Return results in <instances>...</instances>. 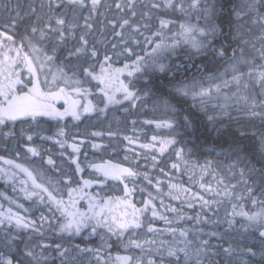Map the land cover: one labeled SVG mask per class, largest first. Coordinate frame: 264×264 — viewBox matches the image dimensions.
Listing matches in <instances>:
<instances>
[{"label": "snow or ice", "instance_id": "6c2138e0", "mask_svg": "<svg viewBox=\"0 0 264 264\" xmlns=\"http://www.w3.org/2000/svg\"><path fill=\"white\" fill-rule=\"evenodd\" d=\"M139 3V12L138 0L115 3L116 9L121 12L127 10L128 14L108 20L107 24L100 21L99 36L94 18L97 14L104 15L99 11L104 6L102 0H47L39 5H29L28 11L23 14L17 6L15 15L0 27V136H13L12 126L18 121L38 123L40 117L53 120L71 117L73 121H80L86 115L104 114L109 106L121 105L124 101H129L134 107L136 101L141 99L139 90L131 79L126 81L121 77L139 80L149 72L167 76L169 72H179L182 67L187 71L188 65L183 61L172 60V57L179 58L180 52L199 73H208L210 63H219L224 71L213 73L207 80H198L193 76L191 83L185 82L187 78L185 81L170 82L166 96L162 95L158 101L169 115L159 121H145L147 124L155 123L157 129H166L167 132L153 135V143L139 146L158 151L161 155L171 149L177 160L187 165L186 153L190 154L191 150L186 145L180 146L184 143L183 133L194 128V121L200 117L191 111L185 112L179 106L192 100L191 107L197 113H203L216 138L227 145V153L233 159L228 165V172L232 176L238 172V183L245 185L241 192H237L238 184L232 183L212 160L191 165L193 171L199 167L201 181L205 176H211L216 182V188L211 183H201V189L214 196L222 195L232 204V211L226 213L223 221H213L217 226L223 225V231L204 233L201 230V235H193L191 229L171 226L173 220L158 211L151 193L142 201V207H137L132 197L136 191L135 178L141 174L131 167L108 161L93 163L88 166L103 179H82L80 185L72 187V178L65 174L55 182L49 179V187L38 182L33 171L23 164L4 160L5 164L24 173L32 187L39 190L22 189L25 198L37 197L39 204L45 205L50 215L41 211L37 218H30L13 212L11 208L6 212L0 211V231L3 233L0 242L8 250L0 251V264H49L50 260L54 264L57 257L59 264H85V254H90L95 264H264V130L249 131L243 121H237L241 123V128L236 129L235 135L230 131L234 108L247 117L253 129L256 118H259L260 127L264 129V32L258 37L261 46L257 49L247 33L241 31V26L248 23L259 24L264 29V0L232 3L227 13V32L224 23L218 22L225 6L212 0H188L187 3L185 0H163V3L139 0ZM5 7L7 9L8 6ZM161 8L185 15L189 10H194L197 22L180 23L179 30L174 31L172 38L168 39L164 30L172 31L169 28L172 21L157 17L159 27L155 29L151 23L152 10ZM85 11L87 15H83ZM234 24L235 32L232 31ZM109 26L111 35L118 42L108 41L105 30ZM145 32L150 34L145 35ZM139 37H143L144 44L152 45L150 52L144 49V56L138 55L133 48V45L141 44ZM70 40L74 43L68 47ZM109 43L111 55L107 51ZM98 45L105 47L102 61L99 60L101 50ZM61 48L66 50V55L57 63V52ZM113 56L132 59L123 67H113ZM166 60L171 63H166ZM172 64H175V69ZM91 81H96L102 94V107L88 99L91 90L85 85ZM213 99L224 101L218 105V112L208 109V103ZM58 104L61 107H57ZM104 134L98 131L91 133L92 136ZM56 135L65 137L64 127H60ZM107 135L114 136L116 133L108 132ZM249 138L253 140V145L251 148L243 147V140ZM26 139L32 141L33 136L27 135ZM124 139L130 144L134 143L132 137L125 136ZM56 143L61 148L66 145L71 148L75 154L70 157L71 163L75 165L77 174L82 173L84 169L79 163L78 154L84 141L68 144L67 140L57 139ZM92 147L100 148L102 145L92 144ZM27 152L33 157L40 155L37 148L32 146L27 147ZM152 160H157L156 155L152 156ZM46 163L55 165L51 157ZM171 166L175 169L179 165L173 163ZM0 172L8 176L4 169L0 168ZM253 174L259 177L258 189L249 185ZM143 179L152 183L147 173L143 174ZM108 180L122 184L123 195H88L87 207L83 208L80 201L87 195L85 190L93 184L103 185ZM61 182L67 186V199L57 187ZM255 183L252 180V184ZM257 191L259 196L256 195ZM172 198L178 199L175 196ZM194 198L199 202L201 213L205 209L211 211L213 204L221 203L215 199H205L201 194H194ZM244 201L251 202L252 211L244 209ZM160 203L163 206V200ZM187 206L194 208L196 204L189 202ZM17 207L22 205L18 204ZM166 211L176 213L178 221L194 220L197 224L209 222L206 216L202 218L201 213L185 217L180 210L171 206ZM149 213L152 219L163 220L169 227L157 229L150 221L146 223ZM237 217L241 219L237 220ZM49 229L59 234L61 239L68 237V243H55L53 246L43 242ZM241 230L257 240L258 245L232 242V233L239 234ZM164 233L169 234L170 239L157 240V235L163 237ZM146 234H152V237L148 238ZM94 236L101 241L99 247L71 245L73 237L87 239ZM212 239L224 242L213 244ZM114 244L123 245L125 251L137 249L139 255L117 254L113 258L111 252H105V249H111ZM53 247L55 255L50 252ZM89 264L92 262L89 261Z\"/></svg>", "mask_w": 264, "mask_h": 264}, {"label": "flooded vegetation", "instance_id": "af4514ba", "mask_svg": "<svg viewBox=\"0 0 264 264\" xmlns=\"http://www.w3.org/2000/svg\"><path fill=\"white\" fill-rule=\"evenodd\" d=\"M21 1H24L25 3L26 1L29 2L28 0H12V2L16 4L13 8L16 11L17 6H19V11H21V13H25V11H28L29 5H18L17 3ZM38 1L39 3L47 2V0ZM111 2L112 0H102L103 4H109ZM108 7L103 6L99 10L103 8L107 10ZM85 15H87V12ZM109 20H111L110 17ZM94 23L96 25V29L101 28L102 25L100 21H94ZM104 24H107V21ZM107 31L108 33H106ZM109 32V28L105 30L108 41L113 42L111 35L109 37ZM97 35L99 36V33ZM72 43L74 42L70 40L68 42V46L72 45ZM143 45L147 46L144 43ZM108 47L109 48H107V50H110L108 53L111 55L112 49L110 43L108 44ZM100 50L101 56L99 57V60L102 61L105 48H101ZM136 53L144 56L139 52ZM65 55L66 53L60 52L59 59L62 60ZM131 59L132 58L126 59L124 56H113V67H123L125 63H130ZM96 71H99L98 66ZM150 77V74L139 80L135 77H121V79H125L126 81L131 79L135 88L139 90L138 94L141 99L136 101L134 107L131 106L129 101H124L121 105L109 106L107 112L104 114L93 113L91 115H86L83 116L80 121H73L71 117H65L64 120H53L48 117H40L38 118V123L30 120L23 122L18 121L15 126H12V131L14 133L13 136L8 138L0 136V157H3V159H0V168L4 169L8 173V176H5L4 173L0 172V211L6 212L9 208H11L13 212H18L20 215L30 218H37L41 211H43L46 215H50L47 211V207L39 204L37 197L33 196L31 199L25 198V191L22 189L36 192L39 190L32 187L31 181L28 180V177L24 173L20 172L19 169H16L11 165L5 164L4 160H12L15 163L23 164L25 167H28L33 171L38 182L44 183L45 186L49 187H51L48 185L49 179L55 182L65 174L72 178V187L80 185L82 183V179H103L100 177L99 173L95 172L88 165L93 163L101 164L108 161L112 164H119L123 167H131L141 174L139 177L135 178L136 191L133 193L132 197L133 202L137 205V207H142V201L147 199L148 194L151 193L153 197H155L153 202L157 205L158 211L173 220V224L171 226L191 229L193 235H201V230H203L204 233L214 230L223 231L224 226H217L213 223V221H223L226 215L225 212L232 211V204L229 202L228 198H225L222 195L214 196L212 193L201 189V183H211L212 187L216 188V182L212 180L211 176H205L204 180L201 181V172L199 167H197L194 171L191 168L192 163L203 164L206 160H212L215 165H219V170L224 173V171L228 168H226L227 166H224L223 154L216 151L208 153L202 145L199 146L197 141L194 139L193 128L187 133H183L184 143L180 145H186V148L191 150L190 154L186 153L185 158L188 161L187 165L184 161H178L175 153L171 149L161 155L158 151L141 148L139 146L144 143L151 144L153 143L151 140L153 135H160L167 132L166 129H157L155 123H145V121H159L169 115V113L165 111L163 105L158 103L161 98L160 92L155 89V86L151 87L149 85ZM146 84L149 86L145 87ZM85 86L91 90V94L88 96V99L102 107L103 104L100 102L103 97L99 92L96 81H91ZM57 107H61V105L58 104ZM133 121H135V123H133ZM205 121L208 122V120ZM206 122L204 123L206 124ZM60 127H64L66 132L65 137H57L56 134ZM96 131L105 134L102 136H92L91 133ZM108 132L116 133V135L109 136L107 135ZM27 135L33 136L32 141H28L26 139ZM125 136L132 137L134 143L130 144L126 139H124ZM47 137H51V139H47ZM57 139L67 140L68 144L73 142L80 144L81 140L84 141V143L80 144L81 150L78 154L79 163L84 169L82 173L77 174L75 172V165L71 163L70 157L75 155L72 153L71 148L67 145L65 148H61L60 145L56 143ZM92 144H99L102 145V147L93 148ZM28 146L36 147L40 155L33 157L27 152ZM211 147L212 150H215L214 148H217L218 146L211 144ZM153 155H156V161L152 160ZM208 155H210V158H213L210 159L207 157ZM49 157L55 161V165H48L46 163ZM173 163H178V168H172L171 165ZM161 168L163 171H161ZM144 173H147L149 178L152 180L151 184L143 179ZM227 178L231 180L232 183L238 184L236 191L240 192L241 184L238 183L240 180L239 177L237 178V175L233 177L228 175ZM21 181H26L27 183L22 184ZM157 181H159V184H157ZM171 185H175L176 187L173 188ZM129 186L132 187V184L130 183ZM57 187L61 190L64 198L67 199V186L61 182L57 185ZM157 187H159V191H157ZM122 189L123 185L118 181L108 180L103 185L93 184L90 188L85 190L87 195H85V198L80 201V205L83 208L87 207L88 195L99 194L100 197L117 195L122 196ZM141 189H143V191H141ZM194 194H201L205 197V199H215L217 201H221V203L213 204L211 206V211L205 209L204 212L201 213L199 202L194 198ZM173 196L178 197V199H173ZM161 200H163V206H161ZM189 202L196 204V207L189 208L187 206ZM232 203H236V201H232ZM18 204L22 205V207L18 208ZM168 206L177 208L184 214L185 217L195 216L197 213H201L202 218L206 216L209 222H201L197 224L194 220L184 219L178 221L176 219V213L166 211ZM225 207H227V210H225ZM236 219L240 220L241 218L239 219V217H237ZM148 221H150L157 229L169 227V225H166L163 220L152 219L150 213L148 214V220L146 223ZM237 227H239V225H237ZM244 234L247 240L250 241L251 239H254L249 233L244 232ZM23 235L25 238L27 237L26 233ZM146 235L148 238L152 237V234ZM2 236L3 233L0 231V241H2ZM232 237V242L241 244V233L237 234L233 232ZM160 238L170 239V236L167 233H164L163 237L157 235V240ZM114 239L115 238H113V240ZM225 239L227 240L228 237ZM68 240L69 238L66 236L61 239L59 234L50 229L46 231V235L43 238V242L52 244L53 246L55 243L67 244ZM223 242L224 241L212 239L213 244ZM76 244H79L82 248H95L101 245V241L99 237L95 236L87 239L82 237L71 238V245L75 246ZM0 251H8L2 242H0ZM109 251L111 252V256L113 258H115L117 254L139 255V250L131 249L129 251H125L123 245L116 246L114 244L111 249H105V252ZM50 252L51 255H55L54 247L50 250ZM89 261H91L92 264H95V262L92 261L91 255L85 254V264H89ZM49 264H53V262L50 260ZM54 264H59L58 257Z\"/></svg>", "mask_w": 264, "mask_h": 264}, {"label": "trees", "instance_id": "16d2710c", "mask_svg": "<svg viewBox=\"0 0 264 264\" xmlns=\"http://www.w3.org/2000/svg\"><path fill=\"white\" fill-rule=\"evenodd\" d=\"M28 1L29 2L26 1V3L24 1H21V2H18L17 4L18 5H33V4L39 5L38 0H28ZM158 1L159 0H155V2H158ZM117 2H120V0H112V2L109 4L104 3L103 4L104 7L105 6L108 7L109 5L111 7H108L107 10L104 8L99 10L104 15L100 16L99 14H97L94 18V21H96V22L103 21V23H105L106 21L109 20V17L111 18V20H114L119 16L127 15L128 14L127 10H125L124 12H121L120 10L115 8V3H117ZM144 2H147V1L145 0ZM185 2L187 3L188 0H185ZM212 2L217 3V4H223L225 6L224 12L221 13L222 18L219 19L218 22L224 23L225 31L227 32L228 31V27H227V23H226L227 18H228L227 13H228V11H230L232 3H239L240 0H212ZM6 5L8 6L7 9L5 7ZM14 5H16V4L13 3L12 0H0V26L1 27L3 26V24L5 22L9 21L11 16L15 15V10L12 9V7ZM138 7H139V4H138ZM45 11H47V10H45ZM158 11H159V15H156L154 13V17L151 20V23L153 25V29L159 27V19H157V17H159L160 19H166V20L172 21V23H171L172 25L173 24L179 25L184 20V18H186L185 14H181L179 12L173 13V12H171V10H168V9L161 8V9H158ZM25 12H27V11H25ZM86 12L87 11H85L83 13V15H85ZM189 13H191L190 19L192 21H194V16L197 15V13L194 10H189L188 14ZM202 22L203 21H201V23ZM249 28L251 29V31H249ZM109 30H110V32H109V37H110V35H111V28L110 27H109ZM142 31H143V29H142ZM164 31L166 34L169 32V30H167V29ZM232 31L233 32L236 31L235 24L233 25ZM241 31L243 33H247L248 38L252 39V41L256 44L257 49L260 48L261 45H260V41H259L258 37L262 34V32H264V29H262L259 24L248 23L246 25L241 26ZM98 33H99V29H97V34ZM106 33H108V31ZM145 34H150V33L145 32ZM111 38H112L113 42H118L117 38L113 37L112 35H111ZM139 39L141 41V44L140 45H133V48L135 49V52L144 53L145 52L144 49L146 48V46L143 45V43H144L142 41L143 37H139ZM68 47H71V45H69ZM98 47L100 49L105 48L104 46H98ZM107 51L110 52L109 49ZM60 52L66 53V50L64 48L59 49L57 52L58 57H59ZM172 60H175L176 62L183 61L184 64L188 65V69H187V71H185L182 67L179 72H176V71L169 72L167 74V76H164V75L155 76V73L149 72V74L151 75L149 85L151 87L155 86L156 87L155 89L160 92V96H162V95L166 96L167 92L170 89V82L175 83L176 81H185V78H187L185 82L188 83L192 80L193 76H196L197 79H199V80H201V78H203L204 80H207L208 77H210L213 73H222L224 71V67L222 65H220L219 63H216V64L210 63L209 64L210 71L208 73H199L191 67V64L188 63L186 57L184 56V53L182 56H179V58H175V59L172 58ZM59 62H60V59L57 60V63H59ZM165 62L171 63V61H167V60ZM196 62L198 63L199 61L197 60ZM225 63L230 64L231 62L225 61ZM172 67H173V69H175V64H172ZM173 77H175V79H173ZM179 107H182L185 112L191 111V112L195 113L198 117H200L194 121V125H195L193 128L194 139L197 141L199 146L202 145L208 151V153H211L212 151L221 152L223 154L224 166H227L226 168H228V165L233 162V159L227 153V145H224L223 141L218 140L216 138L215 133H213L211 131V127H212L211 124L209 122L205 121V120H207V118L204 117L202 114L197 113L196 110L191 107V104L189 101L183 102ZM237 111H239V110L234 108L232 111V116L235 115L237 113ZM238 114L240 117V119H238V120L243 121L244 125L246 127H248L249 131H252V130L262 131V130H264L260 127L259 118H256V120L254 122L255 123V129H253L252 125L248 124L247 117L240 111ZM234 121H235V119H234ZM204 122H206V124ZM241 126H242L241 124L236 125L235 123H232L230 125L231 133L233 135H235L236 129L241 128ZM211 144H213L214 146H218V147L214 148L215 150H212ZM252 145H253V140L251 138L243 140V147L251 148ZM222 147L224 149L223 152H222ZM209 156L210 155H208L207 157H209ZM212 158L213 157H211L210 159H212ZM224 174L226 175V177H228V175L232 176L228 172V169L226 171H224ZM236 175L238 178L239 177L238 172ZM239 179H240V177H239ZM252 180H255L256 183L252 184ZM252 180L249 181V185L258 189V186L260 183L259 177L253 174ZM240 184H241L240 190H243L245 185L242 183H240ZM257 195L258 196L260 195L259 191H257ZM248 203H250V201H248Z\"/></svg>", "mask_w": 264, "mask_h": 264}, {"label": "rangeland", "instance_id": "374dc122", "mask_svg": "<svg viewBox=\"0 0 264 264\" xmlns=\"http://www.w3.org/2000/svg\"><path fill=\"white\" fill-rule=\"evenodd\" d=\"M147 2H148V0H146ZM157 3H163V0H159ZM139 6H140V3H139ZM139 8V7H138ZM169 10V9H168ZM153 11V17H154V13L156 14V15H159V11H158V9H154V10H152ZM186 16V18H184V20L181 22V23H185V22H191V23H196L197 22V15H195L194 16V21H192L191 19H190V16H191V13H189V14H187V15H185ZM203 23V22H202ZM172 31H169L166 35H167V37H168V39H171L172 38V34H173V32L174 31H178L179 30V25H176V26H174V27H171L170 28ZM183 55V52H180V55L179 56H182ZM173 59H175V58H177V57H172ZM166 63H169V62H166ZM157 75H162V74H160V73H155V76H157ZM199 80V79H198ZM192 82V80L190 81V82H188V83H191ZM189 102H190V104L192 105V100L191 99H189L188 100ZM224 101L221 99V100H215V99H213V100H211L209 103H208V109L210 110V111H212V110H215V111H219V107H218V105L219 104H222ZM194 109V108H193ZM239 111H237V113L235 114V115H233L232 116V123H235L236 125H240L241 123H238L237 121H240V120H238V119H240V117H239ZM200 114H202L203 115V113H200ZM234 119H235V121H234ZM225 120H227V117H225ZM231 123V124H232ZM240 191H242V190H240ZM256 195H257V193H256ZM258 196V195H257ZM243 206H244V209L246 210V211H252L253 210V206H252V204L251 203H248V201H244L243 202ZM257 207H258V205H257ZM225 210H227V207H225ZM225 213H227V212H225ZM239 219H240V217H239ZM240 233H241V245H243V244H253V243H255V244H257L258 245V241H256L255 239H251L250 241L249 240H247L245 237V234H244V232H242V231H240Z\"/></svg>", "mask_w": 264, "mask_h": 264}]
</instances>
